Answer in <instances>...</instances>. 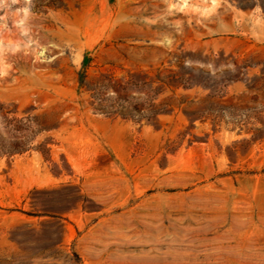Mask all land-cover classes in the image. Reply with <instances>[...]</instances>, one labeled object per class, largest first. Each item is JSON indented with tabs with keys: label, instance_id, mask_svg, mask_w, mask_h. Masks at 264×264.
<instances>
[{
	"label": "rangeland",
	"instance_id": "374dc122",
	"mask_svg": "<svg viewBox=\"0 0 264 264\" xmlns=\"http://www.w3.org/2000/svg\"><path fill=\"white\" fill-rule=\"evenodd\" d=\"M0 148V264H264V0H0Z\"/></svg>",
	"mask_w": 264,
	"mask_h": 264
},
{
	"label": "trees",
	"instance_id": "16d2710c",
	"mask_svg": "<svg viewBox=\"0 0 264 264\" xmlns=\"http://www.w3.org/2000/svg\"><path fill=\"white\" fill-rule=\"evenodd\" d=\"M87 63H88V58L87 57H85V59H84V61H83V66L85 67L86 65H87ZM83 77L81 76V78L80 79H82ZM1 149V148H0ZM17 153H20V151L18 150V149H14V148H12L11 149V152H10V154L11 155H13V154H17Z\"/></svg>",
	"mask_w": 264,
	"mask_h": 264
}]
</instances>
